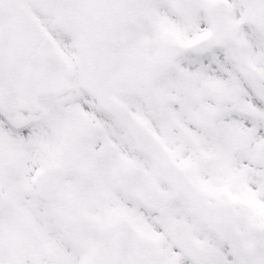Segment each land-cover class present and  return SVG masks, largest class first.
Masks as SVG:
<instances>
[{"label": "snow or ice", "instance_id": "snow-or-ice-1", "mask_svg": "<svg viewBox=\"0 0 264 264\" xmlns=\"http://www.w3.org/2000/svg\"><path fill=\"white\" fill-rule=\"evenodd\" d=\"M0 264H264V0H0Z\"/></svg>", "mask_w": 264, "mask_h": 264}]
</instances>
